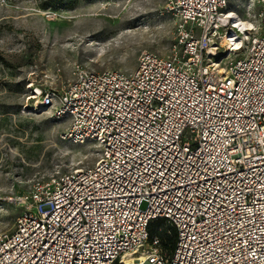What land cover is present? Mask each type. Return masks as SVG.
<instances>
[{
    "label": "built area",
    "instance_id": "built-area-1",
    "mask_svg": "<svg viewBox=\"0 0 264 264\" xmlns=\"http://www.w3.org/2000/svg\"><path fill=\"white\" fill-rule=\"evenodd\" d=\"M229 2L165 0L169 56L34 89L31 109L99 154L10 198L0 264H264V0H236L242 16ZM157 219L174 249L150 237Z\"/></svg>",
    "mask_w": 264,
    "mask_h": 264
},
{
    "label": "rangeland",
    "instance_id": "rangeland-1",
    "mask_svg": "<svg viewBox=\"0 0 264 264\" xmlns=\"http://www.w3.org/2000/svg\"><path fill=\"white\" fill-rule=\"evenodd\" d=\"M235 6L230 0L228 8L242 16ZM175 22L165 0H14L0 7V232L22 211L10 198L40 179L91 166L99 154L91 142L65 139V120L34 112V89L58 88L76 66L129 73L141 52L167 57Z\"/></svg>",
    "mask_w": 264,
    "mask_h": 264
},
{
    "label": "trees",
    "instance_id": "trees-1",
    "mask_svg": "<svg viewBox=\"0 0 264 264\" xmlns=\"http://www.w3.org/2000/svg\"><path fill=\"white\" fill-rule=\"evenodd\" d=\"M150 237L157 236L160 239L162 247L172 250L176 238L175 229H173L165 219H157L152 221L148 227Z\"/></svg>",
    "mask_w": 264,
    "mask_h": 264
},
{
    "label": "bare ground",
    "instance_id": "bare-ground-1",
    "mask_svg": "<svg viewBox=\"0 0 264 264\" xmlns=\"http://www.w3.org/2000/svg\"><path fill=\"white\" fill-rule=\"evenodd\" d=\"M235 23H236L238 26H240V28H241L242 30H244L245 28H247V27L250 25L249 22L244 21V20H243L240 16H238L237 14H236V20H235ZM131 263H133L132 260H130V259H124V264H131Z\"/></svg>",
    "mask_w": 264,
    "mask_h": 264
}]
</instances>
